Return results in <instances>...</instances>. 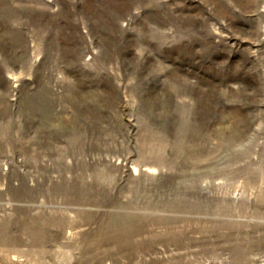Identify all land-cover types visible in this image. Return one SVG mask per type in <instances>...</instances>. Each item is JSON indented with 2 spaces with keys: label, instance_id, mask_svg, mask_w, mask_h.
I'll return each instance as SVG.
<instances>
[{
  "label": "rangeland",
  "instance_id": "1",
  "mask_svg": "<svg viewBox=\"0 0 264 264\" xmlns=\"http://www.w3.org/2000/svg\"><path fill=\"white\" fill-rule=\"evenodd\" d=\"M0 264H264V0H0Z\"/></svg>",
  "mask_w": 264,
  "mask_h": 264
}]
</instances>
